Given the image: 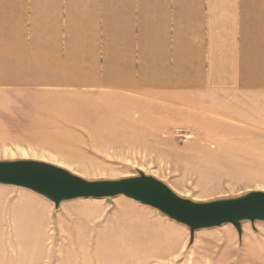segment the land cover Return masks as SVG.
I'll return each mask as SVG.
<instances>
[{
	"label": "crops",
	"instance_id": "0c3cea01",
	"mask_svg": "<svg viewBox=\"0 0 264 264\" xmlns=\"http://www.w3.org/2000/svg\"><path fill=\"white\" fill-rule=\"evenodd\" d=\"M200 116L249 125L260 147L249 150L264 151V0H0V119L24 126L10 131L19 140L75 149L88 140H141V125L143 139L174 141L179 131L199 133ZM19 199L25 218H0V227L13 225L29 241L43 222ZM95 203L97 213L66 219L98 225L81 242L115 244L120 260L69 264H169L183 252L182 235L173 245L157 226L174 224L155 210L123 197ZM115 220L126 226L101 227Z\"/></svg>",
	"mask_w": 264,
	"mask_h": 264
},
{
	"label": "rangeland",
	"instance_id": "374dc122",
	"mask_svg": "<svg viewBox=\"0 0 264 264\" xmlns=\"http://www.w3.org/2000/svg\"><path fill=\"white\" fill-rule=\"evenodd\" d=\"M198 119L201 123L198 125L199 133L194 130L186 134L179 131L174 135V141L167 137H163L161 141L150 137L143 139L146 135L141 134L143 127L139 125L137 128L141 140H88L78 142L75 149L53 150L47 148L36 136H23V140H19V134L13 135L10 131L21 130L24 126L13 127L0 119V161H43L65 168L87 180L132 177L140 170L165 182L178 195L197 202L227 198L248 191H264V151L260 154V151L249 150L253 147L255 150L260 148L248 138L251 134L246 128L250 126L244 125L243 122L230 123L227 117L200 116ZM235 128L240 129L239 134L235 133ZM146 132L144 127L143 133ZM254 152L255 155H252ZM32 194L22 189L0 187V201L4 203L0 206L2 220H8L10 217L25 218L26 214H20L15 209L14 197L18 195L20 199L17 204L34 209L43 222L42 235L34 236L29 241L15 235L13 225L7 228L5 224L3 229L0 227L2 260L13 264H69L72 261L84 260H120L122 254L114 251L115 244L104 242L96 248L91 247L90 242H81L82 232L98 225L68 220L65 215L73 213L74 216L80 217L83 211L88 210L90 213H97L99 209L95 202L107 207V203L113 199H78L62 203V210L54 212L52 204L48 202L47 211L34 201ZM85 204L93 205L89 206V209ZM97 215L98 218L107 219L103 213ZM160 217L164 222L169 221ZM105 221L100 224L104 225ZM172 223L174 225L157 226L172 235L173 245L179 243L177 240H180L181 235L184 239L183 252L169 264H264V223H244L240 238L230 225L198 231L191 246L188 230L177 224L182 228V232H179L175 227L176 223ZM125 226L123 221L115 220L101 227L121 229ZM68 232H72L74 236H65ZM80 243L85 245L78 246Z\"/></svg>",
	"mask_w": 264,
	"mask_h": 264
},
{
	"label": "water",
	"instance_id": "95a60500",
	"mask_svg": "<svg viewBox=\"0 0 264 264\" xmlns=\"http://www.w3.org/2000/svg\"><path fill=\"white\" fill-rule=\"evenodd\" d=\"M0 186L31 192L52 204L54 212L62 203L78 199L111 201L124 197L184 226L189 232V246L198 231L230 225L240 238L244 223H264V191L197 202L140 170L132 177L87 180L47 162L7 160L0 161Z\"/></svg>",
	"mask_w": 264,
	"mask_h": 264
},
{
	"label": "bare ground",
	"instance_id": "6f19581e",
	"mask_svg": "<svg viewBox=\"0 0 264 264\" xmlns=\"http://www.w3.org/2000/svg\"><path fill=\"white\" fill-rule=\"evenodd\" d=\"M231 197H233V196H231Z\"/></svg>",
	"mask_w": 264,
	"mask_h": 264
}]
</instances>
